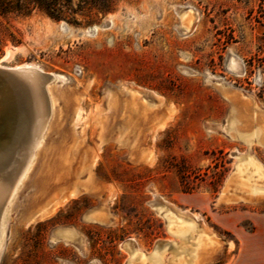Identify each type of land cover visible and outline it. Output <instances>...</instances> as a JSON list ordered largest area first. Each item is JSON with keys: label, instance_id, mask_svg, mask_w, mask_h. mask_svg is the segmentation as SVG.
<instances>
[{"label": "rangeland", "instance_id": "rangeland-1", "mask_svg": "<svg viewBox=\"0 0 264 264\" xmlns=\"http://www.w3.org/2000/svg\"><path fill=\"white\" fill-rule=\"evenodd\" d=\"M187 14L196 16L189 34L182 27ZM77 19L79 27L39 13L17 20L22 44L8 42L0 52L1 66L33 65L67 79L51 87L63 118L47 132L7 209L0 264H130L137 249L158 253L162 264H183L198 241L207 240L204 230L218 244L201 264L231 263L241 239L250 243L264 227V182L252 184L256 196L240 192L241 162L252 156L264 168V146L224 132L240 103L264 112V0H120L110 13L85 11ZM105 20L112 22L108 29L88 33ZM218 84L230 87L234 97L226 99ZM123 88L163 98L165 106L155 114L169 106L177 111L163 130H151L158 157L151 165L121 150L128 141L105 144L114 128L119 132L105 96ZM99 111L103 116L94 118ZM107 112L112 124L104 128ZM84 170L91 172L89 192L53 217L27 224L28 216L68 193ZM99 182L111 184L114 199L104 196ZM230 193L236 194L233 201ZM93 203L109 204L115 219L85 218ZM157 205L174 212V219L177 213L196 217L194 232L180 237ZM72 227L85 247L77 245ZM130 241L137 248H129ZM165 242L171 245L159 249ZM255 242L263 246L264 239Z\"/></svg>", "mask_w": 264, "mask_h": 264}, {"label": "bare ground", "instance_id": "bare-ground-1", "mask_svg": "<svg viewBox=\"0 0 264 264\" xmlns=\"http://www.w3.org/2000/svg\"><path fill=\"white\" fill-rule=\"evenodd\" d=\"M194 21H196V16L194 14H187L183 16L182 27L185 30V34H189L190 30L193 28L192 25ZM111 23L112 22L110 20H105L101 25L90 27L87 31L91 35H94L97 34L100 30L108 29ZM21 67H34L40 69L33 65H25ZM55 76H57V82L55 84L59 82L64 83L67 81L64 76ZM218 85L221 87L222 91L225 92L226 99L234 97L235 92L229 89L230 87H226L223 84ZM51 87L52 86H49L47 88L48 110H45L43 101H37L36 103L37 116L35 124L32 127V134L29 137H24L22 139H16L12 136H7L4 140H0V260L4 250L6 239L7 209L9 208V205L12 204L19 186L29 175L40 152H42V150L44 149V142L47 132L58 123V120L63 118L62 113H60L57 109L58 96H56V93L51 90ZM147 95L150 96L151 99L153 98L154 101L146 99L145 96ZM246 99L249 98L247 97ZM105 101L107 104L106 110H114L116 112V117L119 122L118 140L121 141V143H125L124 141L127 142L130 137H134V135L138 133V131H140L139 128L141 124H145V121L148 120L147 117L149 114H152L154 112L156 113L165 106V100L160 96H157L154 93L151 94L144 92L140 89L136 90L134 88L109 90L105 96ZM75 102L77 103L76 116L79 120L82 114L80 99H77ZM240 104L238 105V110L237 107H233V117L231 119V122L228 123V126L225 127L224 132L232 140H239L240 138L243 140L247 139V141L250 143L257 142V144H261V146H264V112L259 114L257 110L258 108H256L255 104L254 107L256 109H251V106H249L250 104ZM176 113L177 111L173 106L167 107L164 115L156 119L157 122L151 129L153 131V135H156L158 131L163 130L166 127L167 123L173 119ZM47 115H49L48 118H46ZM102 116L103 114H101L99 111V113L97 112L94 115V118L99 119ZM146 123L148 124V122ZM102 143H104V141H101V144ZM149 155L146 156H149L148 159L144 161L145 163L151 165L155 162V157L150 153ZM96 161L97 156L95 155L91 162L92 168L94 167ZM241 163L242 170L240 173L242 176V187L240 189V192L245 195L247 194V196H256L257 192L251 191L254 190L252 184L255 183L254 181H256L257 183L259 182L260 184L264 182V168L255 159V157L253 158L252 156H248V158H246L245 161ZM90 170L92 169L90 168ZM87 171H85L84 173L85 176H83V174V177H80V179L72 186L68 193L56 197L51 203L42 207L38 212L28 216L26 220L27 224L42 222L53 217L67 201L77 199L83 192H89L91 188V177L89 175L91 174V172ZM259 193H263L262 196H264V192ZM229 195L231 196L227 197L228 200L233 201L236 194L234 195L230 193ZM156 209L159 214H162L166 218L170 217V215H174V212L168 209L165 205H157ZM176 215L177 216H175V219L171 217L168 218L169 225L172 226V229L174 228L175 232L180 237H185L193 233L195 227H197V218L188 217L185 215V213H177ZM91 217L93 218V220L101 222H106L110 219L109 213L105 212L104 210L96 211V213L91 215ZM204 234L207 240L204 241L200 239L198 241V244L196 245V248L192 252L191 257L189 256L188 259L186 258L183 264H201V262L208 254V248H212L214 246L216 247L218 242L213 240V235L208 234L206 230H204ZM55 242L56 240H52V243ZM136 253L139 254L134 258L132 257L133 261L130 262V264H162V261H160L159 259L160 256L158 255V253L152 254L150 256L144 254L140 250H137ZM184 257H180V260L182 262L184 261Z\"/></svg>", "mask_w": 264, "mask_h": 264}, {"label": "water", "instance_id": "water-1", "mask_svg": "<svg viewBox=\"0 0 264 264\" xmlns=\"http://www.w3.org/2000/svg\"><path fill=\"white\" fill-rule=\"evenodd\" d=\"M56 74L34 67H5L0 65V140L12 136L29 137L36 120V103L43 101L48 110V90L57 82ZM47 115L46 118H48ZM132 241L127 243L132 248ZM171 245L160 243L159 249Z\"/></svg>", "mask_w": 264, "mask_h": 264}, {"label": "trees", "instance_id": "trees-1", "mask_svg": "<svg viewBox=\"0 0 264 264\" xmlns=\"http://www.w3.org/2000/svg\"><path fill=\"white\" fill-rule=\"evenodd\" d=\"M120 0H0V52L8 42L15 46L23 42V34L15 26L39 13L54 22L65 21L79 27L77 16L88 11L95 14L110 13Z\"/></svg>", "mask_w": 264, "mask_h": 264}, {"label": "crops", "instance_id": "crops-1", "mask_svg": "<svg viewBox=\"0 0 264 264\" xmlns=\"http://www.w3.org/2000/svg\"><path fill=\"white\" fill-rule=\"evenodd\" d=\"M163 115L164 113L161 115L159 113L157 114L152 113L151 116L146 121L148 122V124L146 122L145 124L142 123L139 128L140 131H138V133H136L134 137L133 136L130 137L128 139L127 145L122 146L121 150L127 151L128 156L130 155L134 160L138 161L139 163H145L144 160L148 159V157L150 156L149 153L153 155L155 157V161H157L158 157H157V153L155 149L153 148V143H152L153 139L151 137L152 135L151 129L154 127L155 123L157 122L156 119L162 117ZM105 117H106V120L104 122V128L107 126L108 123L111 126L112 114L110 112H107L105 114ZM118 136L119 134L117 131H115V128H114V132L112 134L107 135L108 141L105 144H115L116 142H118L117 141ZM146 154L149 156L146 157L147 156ZM98 184L100 186V191L101 192L103 191L104 196L107 197V199L115 198V189L111 186L110 183L99 182ZM101 209L104 210L105 212H108L110 215V218L113 217V219H115L116 216L112 214L111 208L109 209V204L105 205V204H96V203H93L92 208L87 210L85 218H90L91 215L95 214L96 211H99ZM93 225H95V223H93ZM258 228L259 229H257V232L253 235L254 238H252V240L251 239L249 240L250 243H247L241 239V248L239 249L238 254L234 255L235 257L233 256V260L229 264H264V243H263V246H260L255 242L256 240H258V238H260V236L264 239V227L263 228L258 227ZM72 231H74L75 233L77 245L85 247L86 242L85 240L82 239L77 229L75 227H72ZM132 244H133L132 245L133 247L137 248V245L133 243V241H132Z\"/></svg>", "mask_w": 264, "mask_h": 264}]
</instances>
